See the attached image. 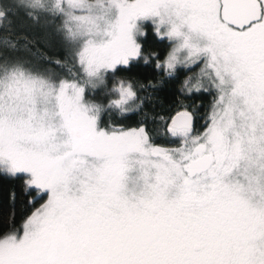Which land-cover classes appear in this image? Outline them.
Masks as SVG:
<instances>
[{"label":"snow or ice","instance_id":"6c2138e0","mask_svg":"<svg viewBox=\"0 0 264 264\" xmlns=\"http://www.w3.org/2000/svg\"><path fill=\"white\" fill-rule=\"evenodd\" d=\"M18 9L64 54L0 36V174L47 197L0 232V264H264V0H16L0 24ZM149 25L163 59L144 52ZM141 59L199 67L185 87L213 96L202 131L187 110L161 117L164 143L112 121L144 104L131 81L86 99Z\"/></svg>","mask_w":264,"mask_h":264},{"label":"trees","instance_id":"16d2710c","mask_svg":"<svg viewBox=\"0 0 264 264\" xmlns=\"http://www.w3.org/2000/svg\"><path fill=\"white\" fill-rule=\"evenodd\" d=\"M7 5H12L16 0H0ZM147 36L141 38L143 49L146 55L152 53L159 55L161 59L170 49L167 40L160 41L154 34L149 25L146 29ZM0 36H7L13 43L17 44L21 55H27L30 58L48 56L56 58L63 56V49L60 46V37L56 35L51 25H46L43 20L34 23L28 19L23 9H18L14 13L8 14V19L0 24ZM26 46V47H25ZM155 61L151 60L145 64L138 60L132 62L130 66L110 75L106 81V86H100L95 90L89 89L86 99L107 104L110 99L108 90L118 81H131L138 94L144 100V104L139 111L128 113L124 117L112 114L111 120L122 124L126 128L139 126L143 120L147 123L150 134L158 143H164L163 124L170 119L177 111L187 110L194 116V126L202 131L204 118L211 106L213 96L205 92L189 93L185 87V81L189 77L198 75L197 67L188 71L178 67L173 76L168 77L163 72H157L154 67ZM55 71L65 74L67 69H59L51 66ZM152 81L156 85L155 90H140L141 84H147ZM196 79H192L189 87H194ZM139 103V101H137ZM104 120L107 123L109 116L106 114ZM23 174L15 177L0 174V232L8 231L12 228H20L24 221L41 206L46 196L37 195L35 189L25 190Z\"/></svg>","mask_w":264,"mask_h":264},{"label":"rangeland","instance_id":"374dc122","mask_svg":"<svg viewBox=\"0 0 264 264\" xmlns=\"http://www.w3.org/2000/svg\"><path fill=\"white\" fill-rule=\"evenodd\" d=\"M197 71H198V73H199V71H200L199 67H197ZM88 100H89V99H88ZM46 199H47V197H46ZM46 199H45V201H46ZM45 201H44V202H45ZM39 207H40V206H39ZM39 207H38V208H39Z\"/></svg>","mask_w":264,"mask_h":264}]
</instances>
